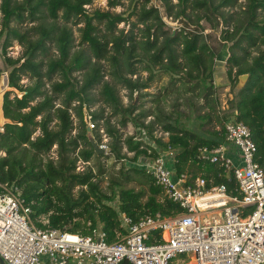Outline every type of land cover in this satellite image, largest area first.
Listing matches in <instances>:
<instances>
[{"label":"trees","instance_id":"trees-1","mask_svg":"<svg viewBox=\"0 0 264 264\" xmlns=\"http://www.w3.org/2000/svg\"><path fill=\"white\" fill-rule=\"evenodd\" d=\"M3 1L6 2V9H3L8 18L38 22L26 32L15 27L8 29V37L19 40L25 46V52L22 62V59L7 58L12 67L8 77L10 90L3 100L4 117L8 121L0 131V149L6 152V156L0 158V183L14 185L20 190L37 227L90 234L94 227L101 225L109 240H114L117 233L124 231L119 222L120 212L137 221L148 214L173 216L182 211L178 204L163 195L162 188L144 168L133 164L130 172L114 182L112 180L110 194L102 190L99 178L105 174L102 158L106 155L95 153L88 138L89 127L84 113L85 105L95 101L93 88L103 81L102 60L110 63L111 77L129 89L131 99L134 92L147 89L156 71H161L172 76V86L176 85L180 90L190 84L193 90L198 89L197 96L202 95L207 100L204 107H209L215 115L207 112L199 114L198 118L204 123H214L215 120V125L220 126V130L206 129L207 135L184 127L178 117L162 107H158L159 111L155 113L154 122L161 124L168 140H154L163 150H175L173 166L172 162L170 164L178 174H187L190 180L205 178L208 187L224 184L229 193L236 194L235 181L224 167L197 159L199 148H213L225 142L224 123L232 117L248 126L257 147V160L264 164V0H245L237 17L226 13L225 8L235 6L238 0H178L177 3L161 0L175 19L196 16L198 22L202 18L210 22L217 19L215 27L221 21L231 25L222 35V40L232 42L227 76L233 83L244 74H248V79L229 100L230 114L223 116L218 113V102L213 96L217 53L201 30L190 31L182 27L176 34H171L165 29L158 8L145 5L137 14L138 23L144 25L138 27L139 38L138 33H134L137 23L132 24L129 34L100 35L93 20L104 21L106 29L111 31L124 17L99 10L89 14L85 6L93 0ZM81 17L86 23L82 44L87 47L73 51L74 36L68 23ZM49 44L55 46L56 55L49 54ZM110 44L112 48H109ZM249 48H256L257 54L252 56ZM44 54L45 59L39 58ZM138 64H143V69L150 73L147 78L131 77L137 73ZM81 70L84 72L79 80L73 73ZM26 74L31 83L24 85L21 79ZM56 75L59 78L54 80ZM178 82L181 84L177 85ZM101 87L103 103L111 107L113 115H120L118 123L126 126L129 119L133 120L131 116L137 106H124L109 81L105 80ZM15 90L21 95L11 98L9 94ZM73 113L79 120L76 134L72 133ZM88 115L93 124L105 119L103 110L90 111ZM104 121V132L111 138L110 155L123 161L124 167L125 159L136 163L141 157L154 159L158 155L154 147L135 142L133 136L123 139L121 128L109 118ZM98 125L96 122L91 131L95 132ZM37 130L40 132L34 137ZM92 135L100 143L97 135ZM55 145L57 161L48 159L43 162L40 156L50 152ZM124 146L133 153L132 158L122 153ZM79 159L85 162L95 159L99 172L94 173L91 168L76 171ZM136 176L144 179L147 190L123 187V183ZM76 186H79L77 195L74 194ZM115 202L116 205H112Z\"/></svg>","mask_w":264,"mask_h":264},{"label":"built area","instance_id":"built-area-1","mask_svg":"<svg viewBox=\"0 0 264 264\" xmlns=\"http://www.w3.org/2000/svg\"><path fill=\"white\" fill-rule=\"evenodd\" d=\"M224 135L218 146L199 148L197 159L224 167L236 194L178 174L159 153L144 169L182 211L137 221L120 212L124 231L114 240L101 225L90 234L39 228L20 190L0 183V256L6 264H264V164L243 122L228 119ZM229 144L240 151V164L229 157Z\"/></svg>","mask_w":264,"mask_h":264},{"label":"rangeland","instance_id":"rangeland-1","mask_svg":"<svg viewBox=\"0 0 264 264\" xmlns=\"http://www.w3.org/2000/svg\"><path fill=\"white\" fill-rule=\"evenodd\" d=\"M172 1L174 3L178 2V0ZM244 3L245 0H238L235 6L225 8V11L226 13L234 14V17H237L240 11L244 8ZM145 5L147 8L151 6L158 8L160 16L166 24L165 29H167L171 34H176L182 27H185L190 31L201 30L203 32V34L207 38V41L211 44L212 48L217 53L213 74L214 84L216 86V91L213 96L216 97L218 102L217 110L220 116H223L225 114L228 115V113L230 114L231 111H228V102L243 86L244 82L240 78L237 83L230 82L227 76V61L232 54L229 49L232 42L222 40V35L223 31L231 27V25H228V27L226 23L221 21L219 26L215 27L214 24L218 22L217 19H214L212 20V22H210L205 18H202L198 22L196 16H192L191 19L183 17L175 19L174 15L170 16V13L163 7L161 0H93L91 4L86 5L85 7L89 14H92L95 11L99 10L101 12L119 14L124 17V20L117 23L116 27H114L111 31L106 29V23H104V21L99 22L97 20H93V23L99 29L98 33L100 35L105 33H114L115 35H120L122 32L124 34H129L131 28H133L132 24L137 23V27L135 28L134 33H138L137 37L139 38V34L141 33L138 32V27L142 28L144 27V25L138 23L137 14ZM3 8L6 9V2L0 0V131L4 130V124L8 121L4 117L3 112L4 95L7 91L10 90L8 85V77L10 71L12 70V67L9 65L7 58H12L14 60L22 59L25 52V46L21 44L19 40L13 37H8V29L11 27H15L18 28L20 32H26L31 28L32 25L38 23H32L28 19L20 22L13 17L8 18V14L4 13ZM85 25L86 23L82 17L73 19L68 23V26L71 28L74 36L73 51L87 47L86 44H82V34ZM49 47V54L56 55L57 50L55 46L53 44H49ZM109 48H112V44H110ZM256 50V48H249L252 56L257 54ZM39 58L45 59L46 54L41 55ZM22 61L23 59L21 60V62ZM92 61H96V58H92ZM101 63L104 66L105 74L103 81H101L100 84L96 85L92 90V96L94 97L95 101L92 104L85 105L84 107V113L86 115L85 121L90 128V131L94 128H92L93 122L91 121V116H89L88 114L90 113V111L101 112L103 110L105 116L104 120L109 118L111 123L121 128L120 131L123 139L129 136H133L135 142H141V144L143 145L154 147L158 151V154L161 153L165 156L168 162H173L175 150H163L154 140L155 138H160L164 142H167L168 140V134L163 131L161 124H158V122L156 123V121L154 122V120H156L155 113L159 111L158 107H162L166 112L173 114L174 117H178L180 119V124L184 127L195 130L202 135H207L205 133V130L208 128L213 130H220V126L215 125V120L214 123H208L206 121L204 123L203 120L198 118L199 114H205L207 112L213 114V116L215 114L212 110H210L209 107H204L207 100L202 95L197 96L198 89L193 90L190 84L184 85L185 88H181L179 90L176 85L172 86L173 78L169 73L156 71L154 79L149 83V87L147 89H143L140 92H134L133 98L131 99L129 89H126L122 85L117 84L115 80H113L114 78L111 77L110 63L103 60L101 61ZM137 66V73L135 75H131V77H141L142 79L147 78L150 73L143 69L144 65L138 64ZM83 72V70L76 71L73 73V76L80 80L82 78ZM58 78L59 76L56 75L54 80H57ZM105 80L109 81L110 84L115 87L124 106H129L130 104H135L137 106V110L131 116L133 120L129 119V122L126 126H121L118 123L121 116L113 115L111 107L103 103V98L100 94V90ZM21 83H23L24 85L31 83V78L28 74L22 76ZM180 84V82L177 83V85ZM49 86V83H47L48 88ZM9 95L11 98H13L16 95L20 96L21 92L15 90L12 91ZM212 105L214 104L212 103ZM142 113H146V115L143 116ZM73 120L74 129L72 133L76 134L79 129V120L76 115H74V113ZM104 120L102 119L101 121H96L99 124L97 129L98 131H91V133L97 135V139L100 140V143L98 144H105L107 146V148H105L106 156L102 158L103 166L105 168V174L100 175L99 182L102 190L110 194L112 191V180L114 182L116 178H121L124 173L130 172V166L135 165L139 168H144V166H147L149 160L152 159L150 157H141L136 163H132V161H130L129 159H125L127 163L126 167H124L123 161H118L114 157V155H110L111 138L104 132L106 130L104 126ZM96 122L94 124H96ZM150 124H153V126H151ZM39 132L40 131L37 130L34 134V137L39 134ZM122 153L126 154L128 158L133 157V153L128 152L126 146L123 147ZM4 156H6V152L0 149V158ZM40 158L43 160V162H46L48 159H53L56 162L58 159L57 146L55 145L50 152L40 156ZM88 168H91L94 173L99 172L95 159H92L90 162H85L82 159L77 160L76 171H83ZM123 187L134 188L136 190L144 188L147 190V184L141 176H136L132 181L123 183ZM78 190L79 186H76L74 189V194L77 195ZM145 200L146 196L143 198V201ZM112 205L115 206L116 202L112 203Z\"/></svg>","mask_w":264,"mask_h":264},{"label":"water","instance_id":"water-1","mask_svg":"<svg viewBox=\"0 0 264 264\" xmlns=\"http://www.w3.org/2000/svg\"><path fill=\"white\" fill-rule=\"evenodd\" d=\"M240 79L245 82L248 79V74L241 75ZM244 82H243V84H244ZM88 138H89V140L92 144V147H93V149L97 155L106 154V150L104 148H102L98 144V142L94 139V137L90 131V128H88ZM0 264H6L1 256H0Z\"/></svg>","mask_w":264,"mask_h":264},{"label":"crops","instance_id":"crops-1","mask_svg":"<svg viewBox=\"0 0 264 264\" xmlns=\"http://www.w3.org/2000/svg\"><path fill=\"white\" fill-rule=\"evenodd\" d=\"M228 148H229L228 151L229 157L232 158L235 164H240L242 162L240 151L231 144L228 145ZM172 166H173V162H172Z\"/></svg>","mask_w":264,"mask_h":264}]
</instances>
